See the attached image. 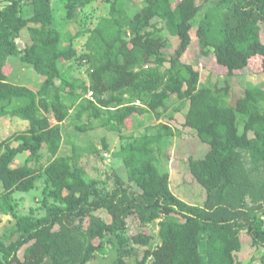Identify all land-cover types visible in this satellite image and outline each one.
Wrapping results in <instances>:
<instances>
[{
  "label": "trees",
  "instance_id": "obj_1",
  "mask_svg": "<svg viewBox=\"0 0 264 264\" xmlns=\"http://www.w3.org/2000/svg\"><path fill=\"white\" fill-rule=\"evenodd\" d=\"M64 1L59 20L54 0H0V118L29 122L0 141V212L14 220L0 238V264H243L236 257L243 232L262 249L264 264V85L248 82L238 94L228 82L204 84L197 66L213 60L228 77L264 71V0H142L134 14L126 0H104L108 14L76 33L67 25L98 0ZM24 29L31 43L22 48ZM192 30L197 64L183 60ZM13 55L43 76L37 89L12 81ZM70 61L87 65V80L71 74ZM186 107L184 125L209 145L188 160L206 191L203 204L179 197L160 168L165 147L180 134L162 118ZM150 113L161 121L133 133L137 117ZM71 125L118 132L123 142L113 155L125 174L114 173L112 184V175L89 178L76 148L62 152ZM25 152L27 162L14 167ZM89 153L103 159L98 147ZM39 180L41 205L19 212L15 193L30 192ZM130 218L143 231L129 234ZM155 221L160 241L153 245L147 228ZM110 238L117 240L115 256Z\"/></svg>",
  "mask_w": 264,
  "mask_h": 264
},
{
  "label": "rangeland",
  "instance_id": "obj_2",
  "mask_svg": "<svg viewBox=\"0 0 264 264\" xmlns=\"http://www.w3.org/2000/svg\"><path fill=\"white\" fill-rule=\"evenodd\" d=\"M126 1L130 14H134L144 5L142 0ZM54 11L58 16V19L63 20L66 15L65 1L54 0ZM108 11L109 5L104 0H98L80 14V22L68 24L66 30L76 33L80 28H82L80 25L95 24L102 16H106ZM191 34L193 42L190 48L183 55V60L188 63L197 64L200 56L199 43L195 30H192ZM171 41L174 47L179 42L176 37H172ZM30 43V34L27 29H24L18 39V45L23 48ZM84 43L85 37L83 36L75 40V46L79 52H82L85 49ZM172 49H165V51L169 53L172 52ZM9 64L13 66V74L11 76L12 81L26 85L33 89H37L42 83L43 76L36 73L30 65L22 63L18 56L13 55L10 58ZM69 65L72 66L71 74L82 77L86 80L88 79L87 65L80 66L75 63V61L65 63V66ZM197 66L201 71V81L204 84L213 85L217 83L219 87H225L228 82L230 83L232 90L238 94L248 82H252L257 85H264V71L262 69L250 70L247 68L239 71V74L235 77H228L227 70L213 60H209L203 66L200 64ZM187 109L188 107L183 109L181 112L172 110V118L169 115L162 118V121L168 122L176 130H180V134L173 137L168 143V147H165L166 154L163 156L162 166L160 168L161 170L167 169L169 171L172 190L179 197L192 204H203L206 199V191L191 174L188 167V160L191 156H203L209 150V145L202 142L198 138L197 132L194 129L184 125L185 112ZM160 121H157L153 113L147 114L146 116L139 115L134 123L133 133L141 135L145 132L146 126ZM28 126L29 122L19 116L11 117L8 115L1 117L0 141L12 136L15 133L26 130ZM127 134H130L129 131ZM104 139L109 143V149L107 151L104 149ZM122 142L123 140L120 138L118 132H110L103 127H96L94 129H89L86 132H79L75 129L74 125H71L69 127H64L62 152L73 153V149L76 148V152L81 154L80 161L81 164L85 166L88 172V177H99L105 180L107 175H112L109 180V183L112 184L114 180V173L125 174L122 161L113 155V153L120 148ZM17 144L18 142L14 143V145ZM93 146L98 147L102 151L103 159L89 153V150ZM27 158V152L21 153L15 158L12 165L14 167L21 166L27 162ZM44 186V181L39 180L36 182L35 189L30 192L15 193V198L18 201L19 212L27 213L32 208H37L41 205ZM1 190L2 188L0 186V191ZM98 213H100V215H102L106 220L110 219L109 215L105 211L100 210ZM158 222L159 221L150 223L147 228V232L154 236L153 245L158 244L160 241ZM13 223L14 220L12 216L0 212V238L11 229ZM141 230L143 231V228L138 219L130 218L128 233L133 235ZM243 233V247L241 251L236 253L237 259L242 261L243 264H261L260 256L263 253L262 249L253 246L251 237L246 232ZM110 241L109 247L113 250L111 255L115 256L117 240L116 238H110ZM144 248L145 247H139L137 249V257L140 258L142 256ZM148 264H152L151 259Z\"/></svg>",
  "mask_w": 264,
  "mask_h": 264
},
{
  "label": "built area",
  "instance_id": "obj_3",
  "mask_svg": "<svg viewBox=\"0 0 264 264\" xmlns=\"http://www.w3.org/2000/svg\"><path fill=\"white\" fill-rule=\"evenodd\" d=\"M89 96L92 97V96H93V93H92V92H89ZM105 154H106V153H105ZM106 155H108V154H106Z\"/></svg>",
  "mask_w": 264,
  "mask_h": 264
}]
</instances>
